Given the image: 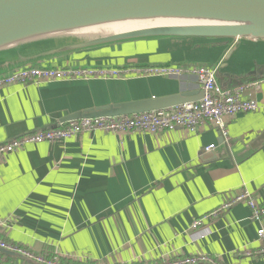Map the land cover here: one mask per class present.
I'll return each mask as SVG.
<instances>
[{"label":"crops","instance_id":"1","mask_svg":"<svg viewBox=\"0 0 264 264\" xmlns=\"http://www.w3.org/2000/svg\"><path fill=\"white\" fill-rule=\"evenodd\" d=\"M47 46L0 53V66ZM164 63L176 72H139ZM214 64L223 87L249 81L245 97L258 105L226 117V136L207 125L197 133L95 130L6 154L0 159V240L68 264L150 262L198 253L221 264H264L257 238L264 216L255 221L245 202L190 228L240 190L264 205V40L137 38L32 62L29 66L114 68L119 74L2 88L0 143L55 127L86 108L198 91L190 69ZM210 144L214 148L205 152ZM0 264L40 263L0 254Z\"/></svg>","mask_w":264,"mask_h":264},{"label":"water","instance_id":"2","mask_svg":"<svg viewBox=\"0 0 264 264\" xmlns=\"http://www.w3.org/2000/svg\"><path fill=\"white\" fill-rule=\"evenodd\" d=\"M155 18L199 19L207 23L141 27L120 32L106 29L117 21ZM98 28L101 32L92 31ZM149 37L264 40V0H0V53L17 52L28 45L48 43L46 50L27 56L18 54L5 60L0 66V74L62 52ZM212 67L218 69L219 65ZM203 95V88L198 91L182 90L159 97L90 107L62 117L57 126L69 120L169 108L199 100ZM0 254L33 261L4 247H0Z\"/></svg>","mask_w":264,"mask_h":264},{"label":"built area","instance_id":"3","mask_svg":"<svg viewBox=\"0 0 264 264\" xmlns=\"http://www.w3.org/2000/svg\"><path fill=\"white\" fill-rule=\"evenodd\" d=\"M145 68H142L139 72L142 74H174L176 72L175 69L169 66H148ZM190 70L197 76L200 86L204 90V95L199 100L131 115L69 120L59 126L28 133L0 143V159L6 154L18 151L28 144L64 141L84 131L100 130L112 133L145 132L154 134L167 130L182 129L189 133H197L202 126L207 125L219 129L221 134L226 136L228 134L226 117L238 113L255 111L258 108L257 102L252 97H245V84L234 88L223 87L217 79V69L212 66H198ZM118 74V69L103 67H50L41 65L20 67L0 74V90L15 84L25 86L77 78H107ZM213 148L214 144H210L204 147L203 150L209 152ZM239 202H245L248 205L251 216L255 221H260L263 218L264 205L251 193L240 190L230 194L215 209L194 219L190 228L203 227L205 221L221 215L232 205ZM204 234L203 232L200 236ZM257 238L261 244V252H264L263 227L257 229ZM0 247L22 253L40 264H68L57 256L48 257L42 254H33L9 245L2 240H0ZM243 253L249 254L247 250H244ZM199 262L221 264L215 258L201 253L181 257L166 256L159 261H130L124 264H196Z\"/></svg>","mask_w":264,"mask_h":264},{"label":"bare ground","instance_id":"4","mask_svg":"<svg viewBox=\"0 0 264 264\" xmlns=\"http://www.w3.org/2000/svg\"><path fill=\"white\" fill-rule=\"evenodd\" d=\"M207 23L199 19H169V18H155V19H141V20H122L117 21L106 27L107 30L112 31H127L137 29L141 27H154V26H166V25H195ZM100 31L101 28L92 30ZM94 33V32H90Z\"/></svg>","mask_w":264,"mask_h":264},{"label":"trees","instance_id":"5","mask_svg":"<svg viewBox=\"0 0 264 264\" xmlns=\"http://www.w3.org/2000/svg\"><path fill=\"white\" fill-rule=\"evenodd\" d=\"M210 66H212V65H210Z\"/></svg>","mask_w":264,"mask_h":264}]
</instances>
